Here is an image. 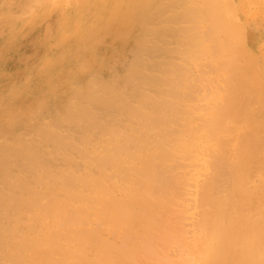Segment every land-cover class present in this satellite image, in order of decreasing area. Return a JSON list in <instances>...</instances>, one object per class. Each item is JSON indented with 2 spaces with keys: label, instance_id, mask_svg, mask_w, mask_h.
Returning <instances> with one entry per match:
<instances>
[{
  "label": "bare ground",
  "instance_id": "bare-ground-1",
  "mask_svg": "<svg viewBox=\"0 0 264 264\" xmlns=\"http://www.w3.org/2000/svg\"><path fill=\"white\" fill-rule=\"evenodd\" d=\"M0 18V264H264V0Z\"/></svg>",
  "mask_w": 264,
  "mask_h": 264
},
{
  "label": "rangeland",
  "instance_id": "rangeland-1",
  "mask_svg": "<svg viewBox=\"0 0 264 264\" xmlns=\"http://www.w3.org/2000/svg\"><path fill=\"white\" fill-rule=\"evenodd\" d=\"M15 18H19V14H15ZM18 23H9L6 20L0 18V46L1 48L10 46V43L19 41V39L12 41V39L17 38L18 35H21L22 29L18 27ZM3 56H0V69L4 60ZM1 71H0V80H1Z\"/></svg>",
  "mask_w": 264,
  "mask_h": 264
}]
</instances>
